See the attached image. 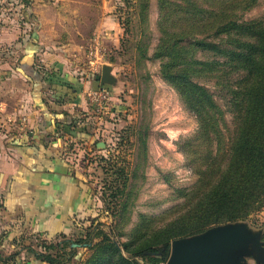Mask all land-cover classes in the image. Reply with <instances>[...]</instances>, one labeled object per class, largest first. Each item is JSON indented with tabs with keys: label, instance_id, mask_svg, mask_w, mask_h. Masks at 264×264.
I'll use <instances>...</instances> for the list:
<instances>
[{
	"label": "rangeland",
	"instance_id": "374dc122",
	"mask_svg": "<svg viewBox=\"0 0 264 264\" xmlns=\"http://www.w3.org/2000/svg\"><path fill=\"white\" fill-rule=\"evenodd\" d=\"M131 2L0 0V35L10 30L18 35L13 42L0 47V69L4 72L20 68L28 45L34 55V67L45 80L62 78L61 82L72 85L78 94L93 86L101 88L96 77L102 74L104 64L112 66L118 80L107 88L113 97L108 112L96 111L86 95L87 112L72 111L78 120L74 132L80 135L70 143L67 153L89 184L92 195L91 206L77 221V229L67 232H71L70 236L90 238L91 245L101 240L99 230L108 233L119 246L128 242L142 215L165 214L182 202L177 199L176 189L191 187L197 179L177 143L197 132L198 121L185 109L177 92L162 79L161 63L141 60L136 50V42L145 36V42L151 37L149 56L158 44V0L150 2L148 24L136 26L132 34L126 35L124 20L134 19ZM263 18L264 0H258L257 6L245 13L242 20ZM134 21L136 24L137 20ZM96 42L101 46L99 61L89 54ZM6 79L7 75L0 79V99L13 107L29 92L32 81L21 75L13 81ZM11 88L18 89L15 98L7 92ZM210 89L226 111V133L230 138L235 129L234 117L223 93L212 84ZM49 101L53 100L49 98ZM121 170L124 176L120 175ZM165 178L171 180L170 184ZM242 222L264 231V208ZM95 226L98 230L93 229ZM56 237L49 240L60 239ZM8 239L6 242L12 241ZM17 242L15 249L10 244L3 249L0 241L1 254L17 251L22 245ZM91 254L87 246L79 248L70 264H84ZM244 258L246 264H257L252 257ZM136 260L147 264L142 258Z\"/></svg>",
	"mask_w": 264,
	"mask_h": 264
},
{
	"label": "trees",
	"instance_id": "16d2710c",
	"mask_svg": "<svg viewBox=\"0 0 264 264\" xmlns=\"http://www.w3.org/2000/svg\"><path fill=\"white\" fill-rule=\"evenodd\" d=\"M150 2L132 0L134 19L124 20L126 35L148 24ZM257 4L258 0H158L160 37L153 55H148L151 37L136 42L141 60L161 63L162 79L198 121L197 132L177 143L197 178L193 186L176 189L182 202L161 216L142 215L130 240L121 246L99 230L102 238L94 245L90 238H64L37 243L29 247L30 254L47 264H70L76 251L87 246L92 254L84 264H140L137 258L166 264L174 240L247 220L264 208V18L242 20ZM33 56L22 71L34 88L38 86V94L46 82ZM211 84L223 93L234 117L230 138L226 111ZM19 255L0 254V262Z\"/></svg>",
	"mask_w": 264,
	"mask_h": 264
},
{
	"label": "crops",
	"instance_id": "0c3cea01",
	"mask_svg": "<svg viewBox=\"0 0 264 264\" xmlns=\"http://www.w3.org/2000/svg\"><path fill=\"white\" fill-rule=\"evenodd\" d=\"M17 36L11 30L0 35V47L13 42ZM27 46L20 68L8 73L0 69V79L7 75L6 80L13 81L21 75L30 80L22 71L32 60ZM61 81L62 78L52 82L45 80L53 85L45 83L38 94V86L34 88L31 84L29 92L13 107L0 99L2 116H25L28 120L26 129L7 123L5 118L0 124V241L3 249L9 244L15 249L17 241L22 243L17 251L6 255L20 252L15 260L0 264H47L30 254L29 247L35 248L36 241L49 242L56 236L60 239L54 241L75 238L67 231L77 229V221L91 206L89 184L67 153L70 143L76 141L74 131H77L78 120L74 119L72 111L87 112L88 90L78 94L72 85ZM7 92L12 98L19 94L15 88ZM10 238L12 241L6 242Z\"/></svg>",
	"mask_w": 264,
	"mask_h": 264
},
{
	"label": "water",
	"instance_id": "95a60500",
	"mask_svg": "<svg viewBox=\"0 0 264 264\" xmlns=\"http://www.w3.org/2000/svg\"><path fill=\"white\" fill-rule=\"evenodd\" d=\"M96 80L101 88L114 86L118 81L108 64L103 65ZM263 235V230H254L242 221L214 226L200 234L174 240L167 264H246L244 257L264 264Z\"/></svg>",
	"mask_w": 264,
	"mask_h": 264
},
{
	"label": "built area",
	"instance_id": "2783aa9c",
	"mask_svg": "<svg viewBox=\"0 0 264 264\" xmlns=\"http://www.w3.org/2000/svg\"><path fill=\"white\" fill-rule=\"evenodd\" d=\"M89 54L91 58H94L98 61L101 59V46L99 42H96V44L90 48ZM87 98L91 106L101 114L109 111L108 107L111 106L113 100L112 93L107 88L90 89L87 92ZM2 113L3 111L0 108V124H2L1 119L5 118L6 122L11 125L21 129L28 128V120L25 116L12 115L9 117H4L2 116Z\"/></svg>",
	"mask_w": 264,
	"mask_h": 264
},
{
	"label": "flooded vegetation",
	"instance_id": "af4514ba",
	"mask_svg": "<svg viewBox=\"0 0 264 264\" xmlns=\"http://www.w3.org/2000/svg\"><path fill=\"white\" fill-rule=\"evenodd\" d=\"M100 82V81H99Z\"/></svg>",
	"mask_w": 264,
	"mask_h": 264
}]
</instances>
